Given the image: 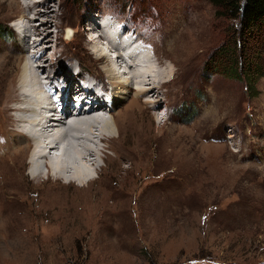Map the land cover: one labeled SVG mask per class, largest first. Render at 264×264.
<instances>
[{
	"label": "rangeland",
	"instance_id": "obj_1",
	"mask_svg": "<svg viewBox=\"0 0 264 264\" xmlns=\"http://www.w3.org/2000/svg\"><path fill=\"white\" fill-rule=\"evenodd\" d=\"M40 1L46 0L30 3L46 10ZM24 2L0 0V115L16 104L7 88L17 95L22 66L38 50L49 66L42 78L67 88L72 110L77 68L83 80L101 72L103 61L91 53L99 14L133 34L173 76L156 108L136 104L148 131L143 151L128 137L117 156L101 154L109 162H98L99 179L85 190L87 201L69 186L61 190L67 204H46V197L58 195L48 194L54 183L33 180L28 157L21 192L11 196L0 186V264H264V76L250 90L244 81L203 73L232 23L218 17L209 0H48L57 19L36 20L33 25L52 23L48 33L32 37L16 27L21 17H32ZM91 26L96 33L87 31ZM34 39L42 41L39 47L21 52ZM99 42L105 49L107 42ZM59 92L52 86L53 97ZM131 102L133 91L107 116L122 121ZM4 131L0 127V149ZM6 144L12 149V141Z\"/></svg>",
	"mask_w": 264,
	"mask_h": 264
},
{
	"label": "bare ground",
	"instance_id": "obj_2",
	"mask_svg": "<svg viewBox=\"0 0 264 264\" xmlns=\"http://www.w3.org/2000/svg\"><path fill=\"white\" fill-rule=\"evenodd\" d=\"M30 2L31 0H25L24 4L26 5V10L29 11L32 17H21V19L23 20L17 22L19 23L18 25H15L20 34L28 33L32 37H35L39 34H42L43 32H47V29L50 28V25L52 23L51 21L44 20L40 21L41 23L39 24V26H37L38 23L37 25H33L36 20L38 22L39 18H45L47 16H50L54 20L57 18L56 13L53 14L51 10H48V0L40 1L39 3L41 8L46 9L44 11L38 8L35 3L31 5ZM107 20L109 22H113V20H109V17H107ZM90 22L92 25H94L93 20H91ZM54 27L57 28V25L54 24ZM94 28V26H91L89 27V29H87V31L89 30L90 34H92V32L96 33ZM98 30L101 31L100 29ZM99 31L97 33L98 35L92 37L91 39V53L93 54L92 56L95 55L96 61L103 62L101 72L94 74L93 82L99 84V88L102 87V90L105 91H102L101 88L98 90V92H100L101 90L102 92L107 94L106 101H104L103 99H99V102H95L93 94V97H90L91 95L89 93H85L82 90L80 93L81 96L86 95V97L89 96L91 98L90 102H87L90 111L84 112L85 104L83 102H80L76 106L75 101L73 100L74 104L72 109L75 108L78 112V116H76L75 118V124L68 129L69 133H62L56 140V143L54 145V147L56 148L60 140L73 142L72 151L76 156L71 162H68L71 159L66 160L64 158V154H60L52 158V160L50 161L46 155V153L49 155L50 148L48 139L44 136L48 133V126H42L44 119V108L48 107L50 111L55 112L54 106L56 104L58 105L60 101H63L65 103V106L67 107L66 109L63 108V114L66 115L71 112L72 101H68L66 99V96L64 95L68 90L65 93L63 92L62 98H60L59 96L53 97L52 86L60 92L62 90L57 88L58 86L55 85L56 81L52 77L47 76L45 80L42 78V73L45 67H49L45 66V63L41 61L44 52H40L37 49L38 51H33V53H31V55L29 56V63L27 61L24 62L17 83V95H13L14 91L11 90L12 85H9V87L7 88V90L11 93V103L16 104L11 107L12 109L8 108V106L4 107V113L0 115V127L5 128L1 140L2 149H0V186H2L3 189H5L7 186V190H10L12 193L11 196H16L22 190L21 182L24 179V176L21 169H23L24 160L27 157L29 158V162L31 165L37 162V159L38 161H41L44 167L47 169L45 180L49 181L48 184H50V181L54 183V187L52 185L49 187L48 194L50 195L53 194V192L57 191L58 195L54 197H46L44 201L50 206H55L65 205L69 202V200L63 196V193H61V190H63L64 187L69 186H73L74 189H76L77 194H79L81 198L80 200L87 201L85 199L87 195L85 190L90 189V186L94 185L99 179L100 173L98 174V172L100 171V169L98 162H109V158L102 157L105 155L101 156V154L112 152L114 156H117V154L121 153V148L127 145L128 137L130 138L132 145L135 146L138 151H143V141L148 131L147 127L141 121L142 113L140 109L137 108L136 104L141 103L147 109L156 108L162 101V88L167 86V84H170L171 77L173 76L172 68L170 66H166L163 68V62H160V59H157L156 54L152 55L155 64L148 61V59L144 67L143 64H139L140 62L135 59V53H133V58L129 56L128 60L126 61L121 53V50L118 49L119 41L116 38L119 37V34L113 33L114 36L112 37L116 40H111L105 34L112 32L105 29L103 31V35H101ZM26 37L27 36H25V38ZM131 39L133 40L132 44H134L135 47L140 50V42L138 41V39H136L133 34ZM99 41L107 42V44H105V49L98 45V43L101 44ZM41 42L37 39H34L33 42H29L30 44H27V48L23 46L21 52H23L24 50L25 52H28V48L30 50H35L37 47H39ZM144 47L145 46H142L141 49H144ZM103 49L105 51H103ZM109 50L110 54L111 52H114L116 54L115 57L112 55L109 56L111 58H115V63H118V66H120V70L122 68V70H124L123 64H125L126 71L124 70L125 73L122 77L118 75V73L114 69V59L112 60L110 59V57L108 59V54L106 51ZM152 57L150 58V60L152 59ZM137 67H140V69H137ZM79 70H81V68H79ZM38 75H40V77ZM65 77L66 79H68L67 76ZM68 81L69 83H66V85L70 86L72 78L68 79ZM132 91L134 92V103L131 102L129 103V106L123 108L121 115L122 121L117 123L114 118H112L111 116H107L106 111L111 110L109 109V107L112 109L117 107L121 101L126 99V96L132 93ZM74 92L76 91H73V93ZM57 94L59 93H56L54 96H56ZM84 99L86 98L84 97ZM52 104L53 107L51 106ZM133 104L135 106L130 107ZM103 105H106L107 108L101 110V106ZM10 110H12L11 112L15 114L8 117V115H6V112ZM99 111V119H97L95 116H90ZM67 121V118L59 119L54 123V127L52 128V130L59 131ZM11 122L16 124L15 127L12 130L6 129V126ZM159 123H161V121ZM39 126H41L40 130H35V128ZM78 126L80 128L83 127L81 131ZM35 132H37V136ZM8 141L13 142V145L11 146L12 149H7L6 142ZM26 141L29 145L26 144ZM103 141L108 143V146H104L105 149L103 148L104 150H100L98 148V145ZM29 147H32V151L28 155ZM55 148L51 151L56 150ZM6 153H11V156L8 160L3 159V156ZM66 162L68 163L65 165ZM94 173L96 174L94 175ZM31 174L33 175V180L40 181V179H44L41 170H39L37 174H34L32 172V166ZM109 198V194L107 196H103L101 202L107 204ZM11 199L14 200V198Z\"/></svg>",
	"mask_w": 264,
	"mask_h": 264
},
{
	"label": "trees",
	"instance_id": "obj_3",
	"mask_svg": "<svg viewBox=\"0 0 264 264\" xmlns=\"http://www.w3.org/2000/svg\"><path fill=\"white\" fill-rule=\"evenodd\" d=\"M209 2L216 15L232 25L226 31L225 41L204 63L203 73L244 81L251 90L264 76V0Z\"/></svg>",
	"mask_w": 264,
	"mask_h": 264
},
{
	"label": "clouds",
	"instance_id": "obj_4",
	"mask_svg": "<svg viewBox=\"0 0 264 264\" xmlns=\"http://www.w3.org/2000/svg\"><path fill=\"white\" fill-rule=\"evenodd\" d=\"M39 77H40V75H39ZM77 79V78H76ZM157 115H158V113H156ZM159 116V115H158ZM162 116H164V117H166V112L164 111V114H162ZM97 119H99V118H97ZM73 152V151H72ZM74 153V152H73ZM65 155H69V152L67 153H64ZM75 154V153H74ZM39 162V161H38ZM32 171L34 172V168H33V165H32ZM44 175V174H43ZM44 177L46 178V176L44 175Z\"/></svg>",
	"mask_w": 264,
	"mask_h": 264
}]
</instances>
